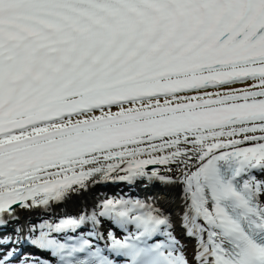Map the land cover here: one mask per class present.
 Returning <instances> with one entry per match:
<instances>
[{"label": "snow or ice", "instance_id": "1", "mask_svg": "<svg viewBox=\"0 0 264 264\" xmlns=\"http://www.w3.org/2000/svg\"><path fill=\"white\" fill-rule=\"evenodd\" d=\"M0 264H264V0H0Z\"/></svg>", "mask_w": 264, "mask_h": 264}, {"label": "bare ground", "instance_id": "2", "mask_svg": "<svg viewBox=\"0 0 264 264\" xmlns=\"http://www.w3.org/2000/svg\"><path fill=\"white\" fill-rule=\"evenodd\" d=\"M98 191L100 190L93 191L91 189H87L82 194H73L66 202L59 203L58 205H54L52 208H50L47 212V215L53 220H56L58 217L76 216L78 213H80L81 209L87 208L89 211H91L92 207L98 202L107 199H119L117 195L115 197L104 195L103 197L98 198ZM171 196L172 194L161 186V188H158L157 192L152 194L150 198H154L160 204L167 207ZM120 199H123V197Z\"/></svg>", "mask_w": 264, "mask_h": 264}]
</instances>
